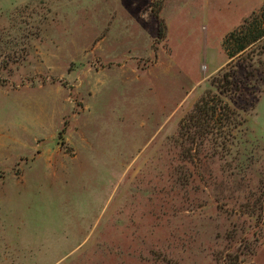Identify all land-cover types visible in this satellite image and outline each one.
<instances>
[{
  "label": "rangeland",
  "instance_id": "rangeland-1",
  "mask_svg": "<svg viewBox=\"0 0 264 264\" xmlns=\"http://www.w3.org/2000/svg\"><path fill=\"white\" fill-rule=\"evenodd\" d=\"M254 18L264 0H0V264H264V218L231 215L264 193V36L224 44ZM204 94L246 120L223 160L179 139Z\"/></svg>",
  "mask_w": 264,
  "mask_h": 264
},
{
  "label": "trees",
  "instance_id": "trees-1",
  "mask_svg": "<svg viewBox=\"0 0 264 264\" xmlns=\"http://www.w3.org/2000/svg\"><path fill=\"white\" fill-rule=\"evenodd\" d=\"M255 20L256 18L252 20L248 19V21L246 20L241 30L238 32L234 31L229 35V39H226L224 42L225 46H232L234 48V50L229 53V58H233L242 53L249 45L257 42L264 36V32L260 30L259 27H256V31L254 30ZM6 66V64L3 65V67ZM4 84V82L1 83L0 81V86ZM207 99L208 94H204L194 105L192 111L183 120L179 127V139L182 143H187L191 146H193V144L197 145L196 147L198 148L196 150L198 151L200 158L204 153L203 149L205 148L203 146H208V149L211 150L210 156H219L220 159L223 160L227 155L224 152L219 155L220 151L218 149L223 150L226 147L225 143H227L228 139L226 138L227 135L221 136L217 131L222 130V128L223 130H226L227 128L238 130L245 125L246 120L236 113L230 116L226 106L222 107L221 110L218 107H208L209 102ZM218 111L226 116L224 119H219L223 121L221 123L218 122V117L215 118ZM217 123H219L218 127ZM184 154L187 155L186 159L187 157L190 159L192 156L190 150L183 153V156ZM204 157H206V155H204ZM224 170L226 172L225 180L228 178L231 181H235L237 175L243 176V171L239 170L236 173L231 164L224 167ZM257 191H260V189L257 188ZM240 196L242 200H240V203L238 204V209H234L231 212V215L237 217L239 220H243V228H249L252 226L257 227L264 218V193L251 192L247 191L246 188H242L240 190ZM235 201L236 203L238 202L237 199Z\"/></svg>",
  "mask_w": 264,
  "mask_h": 264
}]
</instances>
